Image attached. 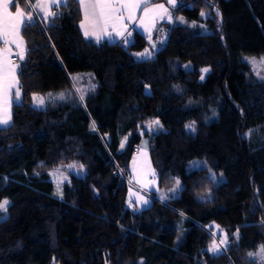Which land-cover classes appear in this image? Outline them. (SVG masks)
I'll list each match as a JSON object with an SVG mask.
<instances>
[{
	"label": "trees",
	"instance_id": "16d2710c",
	"mask_svg": "<svg viewBox=\"0 0 264 264\" xmlns=\"http://www.w3.org/2000/svg\"><path fill=\"white\" fill-rule=\"evenodd\" d=\"M150 2L174 18L151 58L134 59L149 48L136 32L128 44L83 38L76 0L21 32V98L0 127V264H262L247 254L264 245V81L243 56H264V0ZM77 73L95 86L83 101ZM46 92L66 98L32 107ZM153 119L150 166L178 192L127 213L129 162ZM70 164L82 174L57 194L48 172ZM224 235L227 249L208 252Z\"/></svg>",
	"mask_w": 264,
	"mask_h": 264
},
{
	"label": "snow or ice",
	"instance_id": "6c2138e0",
	"mask_svg": "<svg viewBox=\"0 0 264 264\" xmlns=\"http://www.w3.org/2000/svg\"><path fill=\"white\" fill-rule=\"evenodd\" d=\"M11 5L15 6V12L9 10ZM167 3L175 7L177 0H167ZM79 4L84 11V19L80 23V27L84 30V36L95 37L96 42L100 43L105 37L111 41L113 39V33L115 36H119L124 39L126 44L131 43L128 37H131L132 32L127 31L128 23L133 22L136 19L137 9L143 8V16L140 17V24L144 26L145 31L149 33V39L151 40V28L155 26L157 19H167L169 23L173 22L172 15L169 9L164 4H156L149 7V0H79ZM67 7V0H26L25 6L21 7L17 0H0V41L3 42L4 47L0 48V127H6L10 125L12 114L11 107L13 99L19 101L21 98L19 81L16 78V71L20 65L13 63L10 57L13 54L11 45H14L17 49L15 55L19 60H24L27 49L24 44L21 32L26 28L36 23L38 19L43 20L45 25H54L56 18L62 15L60 9ZM55 9V10H53ZM204 16L206 13L201 12ZM145 18H150V23H145ZM181 21L183 18H178ZM155 48V44H152ZM137 57L151 58L152 52L147 48L143 52L135 53ZM249 63L253 64L254 68L257 65L256 58H250ZM259 65L264 68V57L259 60ZM186 68L190 67L185 65ZM202 73H206L209 69L205 68L201 70ZM257 76L264 81V76H260L259 70H257ZM205 77L201 75L200 79L203 80ZM73 81L78 82L81 77L79 75L72 77ZM75 87V85H74ZM94 85H90L88 89H82L75 87V91L79 93V99L83 101L85 99V92L94 90ZM15 88L14 97L12 89ZM70 95V93H69ZM47 98L50 100L59 99L64 100L66 95L64 92L57 94L53 97L51 93L47 94ZM33 104L38 108H42L45 105V96L33 94ZM158 120L151 121L147 128L149 131L154 130L155 126H159ZM94 127V125H93ZM187 128L195 131V122L186 125ZM124 144L121 143L123 148ZM69 168L77 167L75 164L67 165ZM83 165H79V169L82 171ZM59 172V168L55 169L50 175H55ZM155 173H153V176ZM66 180L67 177H62ZM214 179V177H213ZM60 180L57 181V194H61L59 190ZM148 183H153L149 181ZM180 181H176L178 187ZM169 191L175 192L176 188L170 189ZM167 197L162 192L161 199ZM143 203L147 205L148 200L140 197L136 203ZM9 201L7 199L0 201V210H6V206ZM132 201L129 200L131 206ZM217 232H222L219 226H216ZM213 237L217 233H212ZM234 236L239 239V232L237 231ZM229 240L227 235L222 236L217 244L215 238L207 248L208 252L213 254H222L227 249ZM248 257H258L259 260L264 264V245H260L257 252H249Z\"/></svg>",
	"mask_w": 264,
	"mask_h": 264
},
{
	"label": "rangeland",
	"instance_id": "374dc122",
	"mask_svg": "<svg viewBox=\"0 0 264 264\" xmlns=\"http://www.w3.org/2000/svg\"><path fill=\"white\" fill-rule=\"evenodd\" d=\"M165 1L167 3V0H165ZM178 18H182V17H177V20H179L178 22L182 23L183 20L181 21ZM163 39L164 38H162V40ZM152 44H155L156 47L153 48ZM157 45H158L157 42L149 41V48H147V49L150 52H152L155 49H157V47H158ZM144 50H142L140 52H143ZM137 53H139V52H137ZM261 57H264V56H260V57L243 56V60L247 63V65L249 66V68H250L251 72L253 73V75L256 78H258V79H260V78L257 76V70H259L260 76H264V68H262L259 65V60H260ZM250 58H256V60L258 62L257 65L255 66V68H254L253 64L249 63V59ZM134 59L135 60H141V59H146V58L137 57L136 55H134ZM76 75L86 76V74L77 73V74L72 75L71 79H72L73 76H76ZM72 81H73V79H72ZM84 81H85V83H83V84H79V82H75V81H73V82L78 87H83V89H88L90 85H93L88 80L87 81L84 80ZM12 90H13L12 93H15L14 92L15 88H13ZM48 93H51L53 95V97H56V94L53 93V92H46L44 94H38L40 96H45V103L51 101L50 99L47 98V94ZM31 106L35 107V108H38V107L34 106V104H33V95L31 97ZM153 120H157V119H153ZM149 123H145L143 125V128L139 131L140 140H139V143H138V145L136 147L135 153L133 154V157L131 158V160L129 162L128 176H127V179H128V182H129V186H128L127 191H126V202H125V211L127 213H129L132 210H139V209L147 207L149 205L151 199H156V200L160 199V200H162L161 199V193L162 192L165 194V196L167 198L175 197L177 195V192H178V187L176 185L174 187L170 188V189L176 188V191L174 193L169 191V190L165 191L163 189H160L158 187V185H157L156 176L155 175L153 176L154 170L152 169V167L150 166V163H149L148 149L151 146V135L157 129H156V126H155L154 130L149 131L148 128H147V125ZM54 170L55 169L50 170L48 172V176H49V180L54 183L56 188H57V181L58 180L61 181L60 185L67 181V179H68L67 173H74V174H77V175H81L82 174V171L77 169L76 167H74V168L65 167L64 169H59V172L56 173L55 175H50V173L53 172ZM64 176L67 177L66 180L62 179V177H64ZM149 181H153V183H148ZM140 197H143V199L148 200L149 203L147 205H144L142 202L140 204H137L136 201ZM129 200L132 201L131 206L129 205ZM178 239H179V237L177 238V240Z\"/></svg>",
	"mask_w": 264,
	"mask_h": 264
},
{
	"label": "crops",
	"instance_id": "0c3cea01",
	"mask_svg": "<svg viewBox=\"0 0 264 264\" xmlns=\"http://www.w3.org/2000/svg\"><path fill=\"white\" fill-rule=\"evenodd\" d=\"M76 1H77L78 5H79V10H80V20H79V22L77 24V28L79 30L80 35L83 38H85V39L96 40L95 37L86 38L84 36V30L80 27V23L84 19V11H83V9L81 8V6L79 4V0H76ZM34 2H35V0H34ZM156 4H160V3H156V2L151 3L150 0H149V7H151L152 5H156ZM10 6H11V3H10ZM9 10L11 12H13V13L15 12V8L12 9L10 7ZM141 16H143V8L137 9L136 19L133 22L128 23L127 31L136 32L139 35L149 39V33L147 31H145L144 26L140 24V17ZM172 20L174 21L173 17H172ZM145 23H150V18H145ZM169 24L170 23L168 22L167 19H164V20L157 19L155 26L151 28V40L149 39V41L157 42V43L162 42V38H164V34H165V31H166V28L168 27ZM128 39L131 40V37H128ZM103 40H106L108 42L121 41V40L124 41V39H122L121 37L115 36L114 33H113V39L111 41H109V39L107 37H105ZM2 47H4V45H3V42L0 41V48H2ZM10 47L12 48V51H13V54L10 57V59L12 60L13 63H16V61L19 60V58L15 55L17 49L15 48L14 45H11ZM13 59H16V61L13 60ZM12 92H13V90H12Z\"/></svg>",
	"mask_w": 264,
	"mask_h": 264
},
{
	"label": "built area",
	"instance_id": "2783aa9c",
	"mask_svg": "<svg viewBox=\"0 0 264 264\" xmlns=\"http://www.w3.org/2000/svg\"><path fill=\"white\" fill-rule=\"evenodd\" d=\"M13 60H16V59H13Z\"/></svg>",
	"mask_w": 264,
	"mask_h": 264
},
{
	"label": "bare ground",
	"instance_id": "6f19581e",
	"mask_svg": "<svg viewBox=\"0 0 264 264\" xmlns=\"http://www.w3.org/2000/svg\"><path fill=\"white\" fill-rule=\"evenodd\" d=\"M39 20V19H38Z\"/></svg>",
	"mask_w": 264,
	"mask_h": 264
}]
</instances>
